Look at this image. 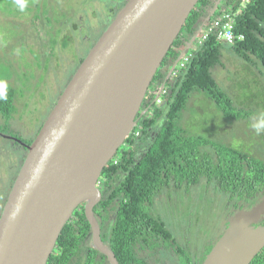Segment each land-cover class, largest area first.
<instances>
[{"label": "water", "instance_id": "obj_1", "mask_svg": "<svg viewBox=\"0 0 264 264\" xmlns=\"http://www.w3.org/2000/svg\"><path fill=\"white\" fill-rule=\"evenodd\" d=\"M197 2L126 0L120 7L32 142L22 144L27 153L0 213V264H46L82 202L93 247L120 264L93 212L102 198L97 182L135 126L152 78ZM263 212L264 201L238 211L201 264H250L264 247Z\"/></svg>", "mask_w": 264, "mask_h": 264}, {"label": "trees", "instance_id": "obj_2", "mask_svg": "<svg viewBox=\"0 0 264 264\" xmlns=\"http://www.w3.org/2000/svg\"><path fill=\"white\" fill-rule=\"evenodd\" d=\"M227 11L237 13L233 27L235 40L226 45L227 48L264 72V0L246 3L243 0H198L152 78L135 126L98 179L102 198L93 212L100 225L101 239L120 264H153L154 260L163 259L164 253L172 248L182 264H200L211 249L213 243L207 244L204 255L194 259L176 241L166 220L156 212L155 198L171 182L188 186L205 180L238 208L245 202L251 205L264 195L263 158L230 145L216 147L205 137L187 134L181 125L183 112L194 92H202L213 99L228 118L241 116L232 98L211 73V69L221 63L222 42L212 33L201 44L196 42L203 26ZM44 18L51 25L49 17L44 15ZM54 19L59 21L57 17ZM239 34L243 39H237ZM68 37L66 34L65 42ZM53 47L51 44V49ZM182 52L192 53L189 64L168 75V70ZM158 82L164 89L158 95L159 102L155 91ZM0 95L6 96V99H0V114L5 127L15 112L16 92L12 86L3 84L0 85ZM0 131L3 132L1 126ZM135 131H139V135L135 136ZM10 134L26 144L35 137L25 140L16 133ZM12 141L26 150L18 140ZM6 199L4 196V203ZM261 223L264 224V219ZM46 264H109L106 256L91 243L84 202L74 209L63 226ZM250 264H264V247Z\"/></svg>", "mask_w": 264, "mask_h": 264}, {"label": "rangeland", "instance_id": "obj_3", "mask_svg": "<svg viewBox=\"0 0 264 264\" xmlns=\"http://www.w3.org/2000/svg\"><path fill=\"white\" fill-rule=\"evenodd\" d=\"M125 1L0 0V85H10L16 92L15 112L5 127L0 114V210L27 153L12 141L10 133L25 140L36 135L79 59L86 56ZM222 45L221 63L211 73L241 116L228 118L213 99L194 92L181 125L187 134L205 137L216 147L247 149L264 159V130L257 134L252 127L264 120V72ZM186 185L171 182L157 194L155 210L166 220L176 241L197 260L238 211L264 201L263 195L238 208L210 182ZM164 255L167 259L153 264H182L173 248Z\"/></svg>", "mask_w": 264, "mask_h": 264}, {"label": "built area", "instance_id": "obj_4", "mask_svg": "<svg viewBox=\"0 0 264 264\" xmlns=\"http://www.w3.org/2000/svg\"><path fill=\"white\" fill-rule=\"evenodd\" d=\"M250 0H243V3H246ZM237 13L232 12H222L218 15H216L212 21L204 25L202 28L201 34L197 38V43L201 44L209 34H214L216 36V39L224 43L225 45H231L235 40V34H234V16ZM237 39H243V35L239 34L237 36ZM189 45V44H188ZM192 57V53L190 52H182L175 60V64L171 66V68L168 70L169 74H175L177 71H179L180 68L185 67L187 64H189ZM176 67V68H175ZM165 70V69H164ZM158 88H155L156 91V101L159 102L160 99L158 98L159 93L163 92V84L158 82ZM163 90V91H162ZM135 136L139 135V131L134 132Z\"/></svg>", "mask_w": 264, "mask_h": 264}, {"label": "clouds", "instance_id": "obj_5", "mask_svg": "<svg viewBox=\"0 0 264 264\" xmlns=\"http://www.w3.org/2000/svg\"><path fill=\"white\" fill-rule=\"evenodd\" d=\"M192 40H193V38H192ZM0 99H6V96L5 95H0ZM252 127L255 129L257 134H260V132L262 130H264V120H262L260 123L253 124ZM97 185L99 186V180L97 182Z\"/></svg>", "mask_w": 264, "mask_h": 264}, {"label": "flooded vegetation", "instance_id": "obj_6", "mask_svg": "<svg viewBox=\"0 0 264 264\" xmlns=\"http://www.w3.org/2000/svg\"><path fill=\"white\" fill-rule=\"evenodd\" d=\"M191 39H192V38H191ZM93 44H94V43H93ZM93 44H92V45H93ZM90 48H91V47H90ZM89 50H90V49H89ZM89 50H88V51H89ZM163 69H165V67H163ZM165 258L167 259V256H164V257H163V259H165ZM163 259H162V258H160V260H159V261H162ZM163 261H164V260H163ZM200 264H201V263H200Z\"/></svg>", "mask_w": 264, "mask_h": 264}]
</instances>
